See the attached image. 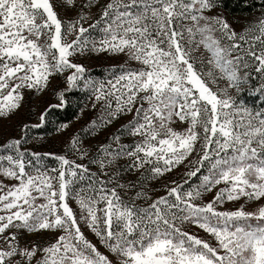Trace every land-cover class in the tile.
<instances>
[{"label": "snow or ice", "instance_id": "6c2138e0", "mask_svg": "<svg viewBox=\"0 0 264 264\" xmlns=\"http://www.w3.org/2000/svg\"><path fill=\"white\" fill-rule=\"evenodd\" d=\"M58 8L79 11L65 21ZM223 8V0H0V117L18 111L27 92L42 93L58 77L65 85L39 124L0 144V177L16 182L0 180V264H264V5L239 28ZM86 52L126 61L94 80L74 62ZM80 89L100 112L81 132L131 116L93 156L78 133L69 140L95 172L25 147L29 128L43 127ZM181 165L185 178L164 196L117 191L138 187L121 182L125 173L157 179ZM230 202L239 206L223 208Z\"/></svg>", "mask_w": 264, "mask_h": 264}, {"label": "rangeland", "instance_id": "374dc122", "mask_svg": "<svg viewBox=\"0 0 264 264\" xmlns=\"http://www.w3.org/2000/svg\"><path fill=\"white\" fill-rule=\"evenodd\" d=\"M263 1V0H261ZM80 0H78V3ZM103 2V0H102ZM260 9H256L250 13H240V14H230L223 10V14L228 17L230 21L238 20L239 23L235 26L237 28L240 27L241 24H243L247 19H251L255 15H259ZM60 17L64 19L65 21L69 19H75L77 11H79V8L76 10H69L64 11L61 9H57ZM92 12L95 13L96 9L93 8ZM99 16L96 15L93 17V19H98ZM92 20H89L88 23L84 24V27H88V24L91 23ZM92 33L94 36H92ZM91 37L95 38L96 40H99L101 37V33L97 30H93L90 33ZM69 41L74 39L73 36H69ZM126 61V57L122 54L114 55L112 53H97V52H86L84 55H79L76 58H74V62L83 64L85 68L88 70L86 75L89 73V71L94 67L99 66H105V67H115V66H121L124 65ZM65 88V85L63 83V77H58L54 80H52L51 85L42 93H36V92H27L25 94V98L23 101L22 107L7 117H0V144H4L5 142L9 141L10 139H19L22 135L21 128L23 125H36L40 123V114L51 104H57V98H56V92L62 90ZM247 104L251 105L250 100L246 98ZM90 102L85 105V108L83 109V114L79 115V117L73 121L68 123L69 127L66 131H60L57 129V131L50 135L45 134H36L34 132V128H29L27 132V138L28 143L25 145L26 148L31 149L32 151L39 152L41 154L43 153H54L58 155H66L69 159H77V154L70 150L69 140L75 135L79 134V137L83 141V147L87 149L89 156H93L96 154V149L99 148L101 144H107L109 143V137L113 134H118L117 129H119L122 125L126 124L129 119H131V116H126L120 118L118 121H114L111 126L108 128L98 127L97 132L95 134H92L89 137H82L81 135L85 133L81 132L80 130L84 128L87 123L91 120V117L94 116V113L99 111L98 109L96 111H93L90 109ZM177 130H182V128L178 127ZM131 137H123V140L125 143H128L132 140ZM79 163H84L86 166L91 168L92 171H97V166L90 164L88 159L84 160H78ZM53 167L58 166L57 161H53ZM186 169L183 165H181L179 168L174 169L170 173L165 174V185L168 187H172V181L173 177H177L180 179V182L185 178L183 176ZM167 177V178H166ZM132 178H123L121 182H125L127 180H131ZM0 180H3L6 184H14L15 181L10 180H4L3 177H0ZM86 183V182H82ZM112 185H110L111 187ZM223 185H221L222 187ZM77 188L80 187V185L76 186ZM118 192H123L125 194H130V191L125 192L124 190L117 189ZM215 194L213 193H205L203 197V202H207L212 198V196ZM151 196V195H150ZM70 206L73 208L74 212L77 213L79 216L80 214V208L79 205L75 202V200L70 199L69 200ZM240 203H244L242 200ZM238 204L233 203H226L223 205V208L227 209H234L235 207H238ZM247 207V206H246ZM254 207V205H253ZM250 210V209H249ZM82 224V230L85 231V234L87 235L88 239L92 240L94 243H98L97 238L94 236L93 233L90 232V230L87 229L86 225ZM185 230L197 234L200 238L210 240L212 243H215V241L212 240V238L203 232V230L198 229L195 225H188L186 224ZM45 239H47V236H45ZM98 247H100V250L102 252H105L107 254L106 249L103 248V246L98 244Z\"/></svg>", "mask_w": 264, "mask_h": 264}, {"label": "trees", "instance_id": "16d2710c", "mask_svg": "<svg viewBox=\"0 0 264 264\" xmlns=\"http://www.w3.org/2000/svg\"><path fill=\"white\" fill-rule=\"evenodd\" d=\"M224 8L226 12L230 14H240V13H250L256 9H259L264 5V0H223ZM92 36L94 34L92 33ZM116 69L119 70V65L115 67H105V66H99L92 68L87 76H90L94 80H105L110 77L112 70ZM91 94L85 90H77L74 93H68V99L71 101L70 106L66 109L60 110V109H54L52 113L48 116V122L43 125V127L40 128H34V132L36 134H45L50 135L57 131L58 126L62 123H70L75 121L79 115L81 114V109L85 108V105H87L88 102H90L89 96ZM248 100H250L252 106H259V101L255 100L254 97H246ZM100 115V112L97 111L94 113V116L91 117V120H96V118ZM89 121V122H90ZM88 128H91V124L87 123ZM98 130V129H97ZM97 130L95 132H97ZM95 132H92V134H95ZM87 133V130L84 134H82V137H89L91 136ZM54 159L45 158L44 162L48 165L49 168H52ZM148 174H146L145 177H140L139 173H125L124 178H132L131 180L133 182H136L138 187L135 190L130 191V194H125L123 192H120V195L124 197L125 199L130 198L134 195L136 190L142 189L147 192V194L152 199H155L158 196H164L166 195V189L164 187L165 185V175L162 177H159L157 179H149L146 178ZM178 177V176H177ZM177 177H173L171 180H175L178 183L180 182V179ZM167 178V177H166ZM198 180H193L191 182L192 185L198 184ZM185 189L189 188V185H184ZM138 204H144L143 201H137ZM147 203H151V200L147 201ZM146 206V205H144Z\"/></svg>", "mask_w": 264, "mask_h": 264}]
</instances>
